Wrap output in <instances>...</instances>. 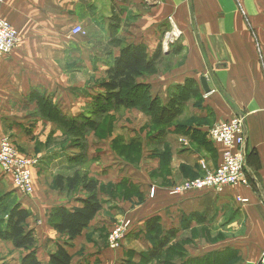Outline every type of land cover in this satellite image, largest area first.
<instances>
[{"label":"crops","instance_id":"1","mask_svg":"<svg viewBox=\"0 0 264 264\" xmlns=\"http://www.w3.org/2000/svg\"><path fill=\"white\" fill-rule=\"evenodd\" d=\"M0 17L19 38L0 55V144L9 138L39 162L30 196L0 168V264H23L30 253L50 264L65 243L71 264H264V0H0ZM129 45L150 57L161 50L136 79L149 97L177 107L172 100L196 83L199 95L183 97L166 128L106 94L108 72ZM235 116L245 124L248 185L172 195L218 167L223 149L209 130ZM76 174L97 182L102 209L70 241L50 214L88 197L82 186L66 188ZM16 209L29 215L31 250L9 236ZM122 216L133 229L112 251L108 236Z\"/></svg>","mask_w":264,"mask_h":264},{"label":"trees","instance_id":"2","mask_svg":"<svg viewBox=\"0 0 264 264\" xmlns=\"http://www.w3.org/2000/svg\"><path fill=\"white\" fill-rule=\"evenodd\" d=\"M161 58V50L150 57L146 48L142 45H129L121 50L120 57L116 60L115 66L108 72V81L104 83L106 94L115 101L117 107L142 108L152 117L153 124L162 128L171 125V122L182 112V98L197 97L198 90L195 82L188 81L179 94L177 100H172L177 107L171 104H163L159 99L149 97L147 88L137 86L136 79L143 74L144 70H150ZM140 93V95H139ZM104 112V111H103ZM198 178V177H197ZM66 188L71 191L79 186L88 193L86 199L80 200L81 206L73 209L56 207L52 210L51 223L60 234H66L70 241L82 235L88 228L91 221L102 209V204L97 195L98 184L89 179L86 175L76 174L73 178L66 180ZM59 185L62 186L59 179ZM10 222V238L17 249L31 250L35 245V238L30 231L24 229V223L29 216L27 211L16 209L12 213ZM147 229L153 233L159 229L158 220L153 219L147 223ZM169 243L168 238L158 240L156 247L163 248ZM68 243L59 246L55 254L51 255L50 264H71L72 258L68 252ZM156 253L153 258L158 257ZM23 264H41L35 253L28 254L23 259Z\"/></svg>","mask_w":264,"mask_h":264},{"label":"built area","instance_id":"3","mask_svg":"<svg viewBox=\"0 0 264 264\" xmlns=\"http://www.w3.org/2000/svg\"><path fill=\"white\" fill-rule=\"evenodd\" d=\"M81 33H84L81 27L73 29V34ZM18 42L17 30L7 20L0 17V55L12 53ZM209 137L223 149L218 167L206 171L202 177L175 186L171 190L172 195L207 189L220 192L226 187L248 185L249 181L245 173L246 132L244 119L235 116L215 124L209 130ZM38 163L37 159L26 158L19 154L9 138H4L1 141L0 168L20 193L27 196L34 193L33 170ZM238 201L247 203V200L242 198H238ZM115 226L108 240L112 249L121 247L127 234L133 229V223L121 219ZM262 263H264V257Z\"/></svg>","mask_w":264,"mask_h":264},{"label":"rangeland","instance_id":"4","mask_svg":"<svg viewBox=\"0 0 264 264\" xmlns=\"http://www.w3.org/2000/svg\"><path fill=\"white\" fill-rule=\"evenodd\" d=\"M188 121L190 122V120H188ZM181 123H182V122H181ZM130 126H131V125H130ZM135 127H136V126H135ZM10 141H11V140H10ZM11 143L13 144L12 141H11ZM13 146H14V144H13ZM14 148L17 150L16 146H14ZM17 151H18V150H17ZM18 153L21 154L23 157L30 158V159H35V158H31L30 156H27V155H25V154H22V153H20L19 151H18ZM194 179H196V178H194ZM194 179H192V180H194ZM186 181H188V180H186ZM186 181H184V182H186ZM184 182H182V183H184ZM182 183H180V184H182ZM180 184H177V185H180ZM177 185H175V186H177ZM175 186H174V187H175ZM174 187H172V189H173ZM170 189H171V187H170ZM172 189H171V190H172ZM171 190H170V193H171ZM152 193H153V189H152L151 194H152ZM121 219H125V220H128V221H131V222H132V220H131L129 217L122 216V217L117 218L115 224H116L118 221H120ZM115 224L113 225V228L111 229V231L116 227ZM110 233H111V232H110ZM110 233H109V236H110ZM109 236H108V240H109ZM121 246H122V245H121ZM120 248H121V247H119V248H117V249H112L111 246H110V244H109V242H108V249H110V250H112V251H118ZM164 258H165V257H164ZM165 259H166V258H165ZM107 264H112V263H107Z\"/></svg>","mask_w":264,"mask_h":264},{"label":"water","instance_id":"5","mask_svg":"<svg viewBox=\"0 0 264 264\" xmlns=\"http://www.w3.org/2000/svg\"><path fill=\"white\" fill-rule=\"evenodd\" d=\"M201 84H202V87H203V90L205 91V93H209L210 92V88L208 86V83H207V80L205 77H203L201 79Z\"/></svg>","mask_w":264,"mask_h":264},{"label":"bare ground","instance_id":"6","mask_svg":"<svg viewBox=\"0 0 264 264\" xmlns=\"http://www.w3.org/2000/svg\"><path fill=\"white\" fill-rule=\"evenodd\" d=\"M179 33V32H178ZM177 35V34H176Z\"/></svg>","mask_w":264,"mask_h":264}]
</instances>
